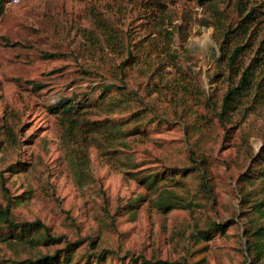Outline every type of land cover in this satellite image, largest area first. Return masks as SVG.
I'll list each match as a JSON object with an SVG mask.
<instances>
[{"label":"rangeland","instance_id":"rangeland-1","mask_svg":"<svg viewBox=\"0 0 264 264\" xmlns=\"http://www.w3.org/2000/svg\"><path fill=\"white\" fill-rule=\"evenodd\" d=\"M247 65L264 85V0H6L0 205L45 227H0V264H264V98L217 116Z\"/></svg>","mask_w":264,"mask_h":264},{"label":"trees","instance_id":"trees-1","mask_svg":"<svg viewBox=\"0 0 264 264\" xmlns=\"http://www.w3.org/2000/svg\"><path fill=\"white\" fill-rule=\"evenodd\" d=\"M6 0H0V14L3 11L4 3ZM243 22V20H241ZM236 50V49H235ZM234 53L228 55L227 58V65L229 68L233 66V58ZM260 66H255L251 68L250 65H247L243 68V70L237 75L236 80L234 83L228 85L226 91L222 96V101L220 104V109L217 113L219 121L224 124L228 122L232 116L234 110H236L242 103H246L248 100L255 104L261 101L264 98V85H261L259 79H257L256 75V68ZM260 69V68H259ZM238 74V73H236ZM105 87H109V85H105ZM67 109L70 110L74 107V104L66 103ZM247 107V105H246ZM256 161L259 163V167L257 172L255 173V177L259 179L261 184V191L264 192V141L261 143L258 151L256 152ZM0 184L4 191L8 192V188L4 184L3 175L0 173ZM10 199L7 198V201L4 205H0V227L5 225L6 227L11 228V230H27L29 231L32 226L42 227L44 228L45 225L39 219H35L34 221H16L12 219L10 215V207L9 204ZM159 207H166L170 206L166 201L160 199L158 201ZM251 208L254 211L260 213L261 216H264V196L262 199L253 201ZM223 223L219 221H212L209 228L213 230H220L223 228ZM201 236L203 238H207L206 231H200ZM48 238L54 239L49 235ZM250 235L252 239H248L246 248L250 249L249 252L253 254V256L260 258L264 255V224L256 227L254 230L250 231ZM110 251V250H108ZM112 252V251H111ZM55 260L51 255H43L35 258L34 260L30 259L26 264H35L36 261L40 263L46 264V262ZM143 261L147 264H180L177 261H169L167 259H150L147 260L143 257ZM99 260H97L98 264ZM52 264H63L59 262H52ZM182 264V263H181Z\"/></svg>","mask_w":264,"mask_h":264}]
</instances>
